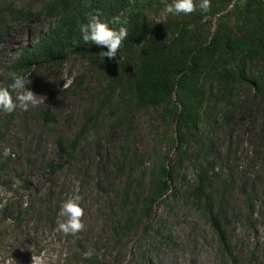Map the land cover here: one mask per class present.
Here are the masks:
<instances>
[{
    "label": "rangeland",
    "instance_id": "374dc122",
    "mask_svg": "<svg viewBox=\"0 0 264 264\" xmlns=\"http://www.w3.org/2000/svg\"><path fill=\"white\" fill-rule=\"evenodd\" d=\"M251 1L211 0L207 13L197 7L188 15H172L164 8L173 0H164L148 18L154 27L186 25L208 41L221 24L241 30L237 34L243 37L251 26L241 16ZM55 2L63 0H0V86L9 82L6 67L56 24L57 17L51 15ZM119 17L128 30L131 16ZM138 66V56L125 51L103 62L100 54L70 52L26 71L32 81L26 87L41 102L27 111L0 110V264H33V256L35 264H141L145 255L143 264H233L245 262L256 242L264 259V96L241 91L228 109L219 105L209 122H200L188 153L178 163L181 106L174 95L168 104L140 108L132 92ZM249 70L264 80L263 62L251 64ZM210 87L215 89V81L207 84ZM202 132L216 159L211 168L215 183L232 186L226 250L202 207L189 195L202 171ZM76 137L74 159L59 157L58 142L69 144ZM257 153L261 160L254 163ZM163 167L177 171L171 191L127 234V246L117 244L115 229L131 209L139 208V197L148 193ZM242 186L259 190L253 195L254 226L243 217L247 207ZM76 194L83 197L85 227L66 235L58 229V220L64 219L59 212ZM156 230L165 238L155 237Z\"/></svg>",
    "mask_w": 264,
    "mask_h": 264
},
{
    "label": "trees",
    "instance_id": "16d2710c",
    "mask_svg": "<svg viewBox=\"0 0 264 264\" xmlns=\"http://www.w3.org/2000/svg\"><path fill=\"white\" fill-rule=\"evenodd\" d=\"M164 0H63L55 2L51 15L56 16V24L39 37L36 43L27 46L16 59L6 67V71L25 75L26 71L38 64L54 59H63L70 52L82 55L100 54L106 47L94 43H85L79 30L81 24L88 23L89 15L99 12L101 21L108 22L111 28L120 23H112V18L129 14L128 36L119 51L138 56L139 66L133 77L132 92L140 108H157L168 104L174 95L180 104L178 114V148L180 163L196 136L200 122H209L217 112L219 105H233V98L241 91H256V96H264V80L254 77L250 65L264 63V1L252 0L248 3L242 21L251 26L250 34L241 37V30L233 31L221 24L213 40H204L200 34L188 31L186 25L166 23L154 27L148 18V12L162 5ZM59 11V12H58ZM59 13L55 14L54 13ZM6 27V25L4 26ZM124 27V26H123ZM7 33V29L2 30ZM238 35H240L238 37ZM1 36V32H0ZM202 76V79H201ZM215 81V89L207 84ZM11 83L9 78L8 85ZM50 123L53 116L44 114ZM228 113L224 115L228 119ZM217 123V122H215ZM224 126L225 122H221ZM207 140L202 132V171L197 173L195 187L189 191L209 218L214 233L219 237L223 249L228 248L227 228L230 227V214L227 207L231 182L222 185L215 183L212 166L216 159L210 156ZM79 137L69 144L58 142L59 154L74 159ZM257 153L256 163L261 158ZM180 165V164H179ZM176 169L163 167L148 193L139 197V208L128 212V218L120 227L117 226V244L127 246V234L139 225L140 221L151 216L154 207L171 191V182L177 175ZM211 172V173H210ZM230 179H232V176ZM252 190V191H251ZM256 188L242 186L246 198L245 222L254 226ZM252 194V196L250 195ZM126 190L124 198L127 199ZM125 206V202H122ZM264 203V199H263ZM159 239H164L162 230L153 232ZM259 242L245 262L233 261V264H264L259 254ZM146 255L141 264L145 263Z\"/></svg>",
    "mask_w": 264,
    "mask_h": 264
},
{
    "label": "clouds",
    "instance_id": "9594fccd",
    "mask_svg": "<svg viewBox=\"0 0 264 264\" xmlns=\"http://www.w3.org/2000/svg\"><path fill=\"white\" fill-rule=\"evenodd\" d=\"M197 7L202 12L207 13L211 10V0H200L199 5L195 3V0H173L172 3L165 6L164 12L172 15H188L196 11ZM112 23L119 24L120 17H113ZM79 30L82 34V40L85 43L91 42L97 46L107 48V51L100 52L102 62L104 57L110 60L115 59L122 47L123 41L128 36V31L125 27L121 26L117 30L111 28L108 22L101 21L98 11L96 14H90L88 23L81 24ZM122 59L123 57L120 55V60ZM30 75V73L28 75H22L14 71L9 73L11 83L7 86H0V110L10 114L18 107L27 111L30 107L34 108L38 106L41 102L38 99L40 96L26 87L32 83L29 78ZM9 153L10 149H6L4 155L7 156ZM78 191L79 189L77 188V193ZM82 200L83 197L76 194L70 196L61 205L59 216L64 217V219L62 221L58 220L57 223L58 229L66 235H76L84 230L85 225L82 222L84 216V208L81 206ZM35 260L36 257L33 256V264H35ZM8 264H12V261H9Z\"/></svg>",
    "mask_w": 264,
    "mask_h": 264
}]
</instances>
